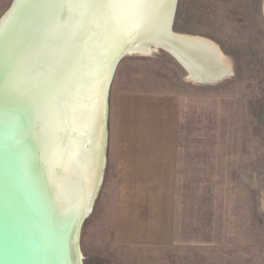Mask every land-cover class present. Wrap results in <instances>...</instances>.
<instances>
[{
	"label": "water",
	"instance_id": "95a60500",
	"mask_svg": "<svg viewBox=\"0 0 264 264\" xmlns=\"http://www.w3.org/2000/svg\"><path fill=\"white\" fill-rule=\"evenodd\" d=\"M176 5L12 0L0 20V264H79L106 164L109 87L127 49L159 46L195 84L233 75L215 44L170 32ZM42 148L40 160L29 155Z\"/></svg>",
	"mask_w": 264,
	"mask_h": 264
},
{
	"label": "rangeland",
	"instance_id": "374dc122",
	"mask_svg": "<svg viewBox=\"0 0 264 264\" xmlns=\"http://www.w3.org/2000/svg\"><path fill=\"white\" fill-rule=\"evenodd\" d=\"M0 1L3 16L12 0ZM171 30L215 44L233 75L195 84L162 50L118 63L108 92L103 180L80 230L82 264L191 260L187 252L166 249L156 257L113 242V194L122 192L136 155L129 150L143 145L192 150L193 183L184 189L189 213L191 200L194 207V264H264L263 0H177Z\"/></svg>",
	"mask_w": 264,
	"mask_h": 264
},
{
	"label": "crops",
	"instance_id": "0c3cea01",
	"mask_svg": "<svg viewBox=\"0 0 264 264\" xmlns=\"http://www.w3.org/2000/svg\"><path fill=\"white\" fill-rule=\"evenodd\" d=\"M2 8L0 1V17ZM131 149L129 152L136 155L132 156L134 162H129V171L123 174L122 192L117 197L113 194L114 244L147 251L156 257L166 249L187 252L192 258L186 264H194V207L191 200L189 213V192L184 189V185L189 186V179L193 183V172L189 171L192 150L188 146L164 149L151 145ZM174 260L175 264H185L184 260L179 262L178 256Z\"/></svg>",
	"mask_w": 264,
	"mask_h": 264
},
{
	"label": "bare ground",
	"instance_id": "6f19581e",
	"mask_svg": "<svg viewBox=\"0 0 264 264\" xmlns=\"http://www.w3.org/2000/svg\"><path fill=\"white\" fill-rule=\"evenodd\" d=\"M7 12H8V10L0 18V20L3 19L7 15ZM263 17H264V0H263ZM170 32L173 33V34H176V35H183V34L174 33L172 30ZM158 50H161L159 46H157V45H155L153 43H150V42H144V43L137 44V45L127 49L126 52L129 53V54H135V55L136 54L137 55H150V54H152V53H154V52H156ZM187 76H188V73H187ZM228 76H230V75L224 74L221 79L217 80V82L223 80L224 78H226ZM187 79L189 81H191V82L194 81V80L189 79V78H187ZM217 82L215 81L214 83H217ZM103 145H104V136H103ZM102 150H103V147H102ZM43 151H44V148L30 150L29 151V155H37V160H40L43 157ZM101 164H102V153H101ZM78 262H79V264H82V255H81V251H80V248H79V244H78Z\"/></svg>",
	"mask_w": 264,
	"mask_h": 264
}]
</instances>
